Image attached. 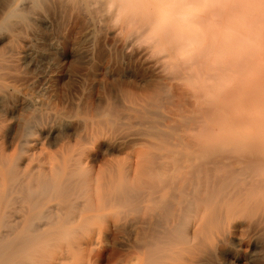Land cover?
Wrapping results in <instances>:
<instances>
[{"label":"bare ground","instance_id":"obj_1","mask_svg":"<svg viewBox=\"0 0 264 264\" xmlns=\"http://www.w3.org/2000/svg\"><path fill=\"white\" fill-rule=\"evenodd\" d=\"M18 1L9 0L3 8V13L6 16L25 20L26 17L20 11L30 3V0ZM39 1L43 2L31 0L35 3ZM251 1L252 5L256 4V6H252ZM62 2L89 11L97 17H102L100 13L106 8H114L117 14L122 15L147 14L156 30L164 34L165 42L167 44L169 42L167 50L175 55L173 58L175 62L171 63H175L176 68H172L182 75L181 78L188 81L190 89L183 88L178 93L176 102L173 101L172 105L175 102L176 106H174L177 107V111L172 112L175 116H165V119L164 113L154 110L155 113L161 114L162 122L167 121L162 123L166 129L158 127L157 124L154 127L152 124L154 130H150L147 134L156 137L158 142L150 140L151 142L143 143L133 149L134 152L128 155L130 160L124 162L121 167L119 162L114 164L109 162L107 163L109 167L105 171L97 172L92 167L83 166V153L74 152L75 148L68 145L63 148L58 158L45 157L42 161L33 163L31 152L37 141L23 135L14 137L21 146V154H8L0 148V264H212L215 259L220 260L219 264H224L221 260L228 254L226 252L228 248L234 249L235 264H241L240 261L242 264H264V151L261 149L264 136L260 134V130H264V98H260L264 96L262 93L264 89H257L259 84L264 82L262 79L264 72L261 73L263 76L256 72L264 71L262 63L264 55H261L263 59L256 56L258 53H264V48L262 49L261 46L262 52H260L257 46L258 43L259 46H264V42H261L264 41V37L258 35L264 26L261 27L262 24L258 26V23L251 24L247 19L254 10L249 9L261 7V1L62 0ZM258 9L253 13L257 14ZM156 10L158 13H155ZM238 11L251 13L248 16L241 13L247 17L245 19L242 16L241 19ZM236 13L239 19L236 18L238 21L234 22L230 19H233ZM31 19L36 20L35 17ZM240 20L243 24L248 20V25L247 22L245 25L247 27L252 25L254 33L249 30L251 27L248 28L249 31L245 25L242 27ZM231 22H234V26L238 24L237 26L246 30L240 28L239 30L238 27H234L236 30L231 29ZM12 25L13 22H10L7 27ZM257 29L259 32H256ZM247 31L252 33L248 35ZM240 32L246 33V37L242 34L244 36L242 40H240ZM263 32L264 30L260 34ZM3 38L10 41L12 36L7 34ZM233 38L237 43L234 44L236 41ZM255 39L260 40L257 42ZM239 41L242 43L240 44ZM243 42L245 44L249 42V49L257 52L256 55L251 52V59L247 56L250 55L248 52L250 50H247L248 47L244 46ZM252 42L256 45V49ZM239 44L244 46L243 49L246 48L244 52L247 51V55L241 52L243 49ZM234 45H238L241 49H237L238 46L236 48ZM50 48L53 51L56 49L54 45ZM234 51L239 55L241 53L242 56L245 55L250 63L254 61L256 63L257 60L258 64L261 63L263 70H259L256 63L257 66H253V71H250L251 74H255H253L254 78L258 77L262 80L258 82V86L257 82L249 83L255 79L250 80L248 77L250 81L247 82V78L243 80L244 76L249 74L242 76L244 70L247 72L248 69L249 72L255 64H248L244 59L248 68L244 67L246 62L239 67L238 65L241 66L244 60H239L238 54L236 55ZM51 53L39 52L38 63L50 62ZM183 53L185 56L186 53L189 54L188 56L192 54L195 57L193 59L197 61L192 62L191 59L189 60L191 62L186 63L187 57H177ZM232 55L237 58H233ZM242 56L239 58L242 59ZM179 58L185 64L183 61L181 64ZM257 68L258 70H255ZM228 70L234 71L230 73L231 71ZM235 72H239V75L234 74ZM228 74L229 77L232 74L233 78L231 79V75L229 79ZM3 75L0 72V99L6 91L2 81ZM234 75L238 76L234 77ZM195 76L197 79H194ZM239 76L243 77L242 82L248 83L249 91L251 85L257 86L256 90L254 88L255 91L251 89L254 97L251 99L256 102L251 100V104L254 103L255 106L258 104L261 107L257 110L258 114L250 115L252 111L249 106L254 105L249 104L251 94L247 95L248 100L244 101H249L248 106L247 103L240 104L239 97L243 93L245 99L247 93L244 94V87L241 93L237 84L234 87L231 82ZM258 79L256 78V81ZM237 80L240 82L241 79L237 78ZM189 82L193 83L190 85ZM244 86V91L247 92L246 83ZM262 86L264 87V83L260 87ZM169 95L171 94H163V92L162 95L158 94L156 103L153 102L154 105L159 107L164 104L165 109L169 108L165 106L168 99L172 103ZM237 95L240 102L237 101L238 98L236 99ZM117 101H115L116 106L120 108L121 103L118 104ZM103 102L105 104V101ZM149 103L150 101L148 105ZM26 104H31V101L27 100ZM242 104L250 109L243 108L244 114L247 111L251 112L245 114L247 117L240 109L243 107ZM257 107L253 106L255 109ZM92 108L94 110V107ZM113 110L118 114L119 109L117 113L116 107ZM121 110L119 114L124 116ZM154 111L151 113L154 114ZM114 113L111 116L106 112V116L96 120L95 128L93 126L87 136L98 138L103 132L101 126L109 133L119 130L123 124L121 120L125 122V119L123 117L121 119L119 114L114 116ZM153 121L161 123V120ZM248 121L253 134H250L249 125L246 131L255 139L246 147H241L239 144L241 135L236 132L232 135L230 128L249 124ZM18 122V129L24 132L30 125L36 123V117L22 116ZM90 122L88 120V123ZM69 123L70 121L66 119L58 120L55 125L56 130ZM217 125H219L218 130L214 127ZM89 128L91 130L90 126ZM257 129H260V132H256ZM238 130L244 132L243 129L238 128ZM134 131L136 133V130ZM108 134H104L106 143L109 140ZM84 137L87 141L88 137ZM147 139L145 138L146 141ZM96 224H102V229L97 235L94 233ZM123 232L135 233L133 240L135 243L133 242L132 248L127 249L126 252H121L122 247L117 249L115 246L118 234ZM124 244L128 243L124 242Z\"/></svg>","mask_w":264,"mask_h":264},{"label":"rangeland","instance_id":"obj_2","mask_svg":"<svg viewBox=\"0 0 264 264\" xmlns=\"http://www.w3.org/2000/svg\"><path fill=\"white\" fill-rule=\"evenodd\" d=\"M8 1L9 0H0V62H1L0 72L4 74L2 81L4 82L7 91L4 92V94L0 99V137H2V139H0V148H3L8 154H16V153L21 154L20 152L21 146L19 143H17V141H15L16 139L14 137H20L21 135H23V137L34 138L36 139L37 142L35 147L32 148L33 151L31 153H32V162L36 163L42 161L45 157L58 158L63 148H65V146L68 145L70 147L75 148L74 152L83 153L82 156L83 164H84L83 166L92 167L97 172H101L103 170L105 171L109 167L107 164L109 162H111L112 164L119 162V166L121 167L124 164V162L130 160V158L128 157L129 153L134 152L135 148H138L141 144L143 143L147 144L150 140L155 143L158 142V139L156 137L148 134L150 133V130L151 131L154 130V127H156L157 125L160 128L166 129V127H164V124L162 123H167V121L164 120L162 122L163 119L161 114L159 115L155 113V111L156 112L161 111L162 113H164L165 115L163 116V118H165V116L166 117L175 116V114L173 113L177 111L176 110L177 107L175 108L177 95L178 93H180V91L183 90V88L187 89V87H189L188 88L189 90L190 86L188 84V81H186L183 77L181 78L182 75L178 74L179 72L177 73V70L172 68V67L176 68L175 67L176 64L173 63L174 64L173 66V64L171 63L172 61L175 62V59H173L175 55H173L174 53L173 54L171 53L172 51L167 50V48L169 47L168 46L169 42L168 44L167 42H165L166 38L164 34L161 31L156 30L155 25L150 22L149 20L150 17L147 14L142 13V15H136V14L122 15V14H117V11L114 8H106L100 13L102 17L100 16L97 17L95 16V14L90 13L89 11H83L73 6H70L69 4L62 2V0H42L43 2L39 1L38 3L31 2L30 0V3L25 7H23L22 10L20 11V13L23 14L26 17V19L19 20L12 16H6L5 13H3V8L5 7ZM20 1L21 0H19L18 2ZM260 1L261 3L260 2L259 3L261 7L258 8H261V10L259 11V9L257 8L258 9L257 14L256 12L253 13L254 10L255 11L257 10L256 8L249 9L250 11L254 9L251 11L252 13L246 12L247 13L246 14L243 12L244 15L246 16H248L251 13V17L249 15L248 18L244 15H241L242 12L240 13L238 11L239 12V13L237 12L238 15L239 14L241 15L240 18L242 19V16L244 18L246 17L247 19H249V22L251 24L258 23V26L262 24L261 27H263L264 2L262 0ZM253 2L255 4V1ZM250 4L252 5V1L250 2ZM252 6H256V4ZM155 13H158V11L156 10ZM237 13L235 14L236 16L233 17V19L231 18L230 20H234V22L238 21L236 19L239 17L237 16ZM32 17H35L36 20L31 19ZM136 18L137 20H135ZM240 21L242 22V20ZM10 22H13V25L11 27H7L8 23ZM245 22H247L246 25H248V20L247 21L245 20ZM245 22L244 24L242 22V25L239 22L238 23L239 25L244 27L243 25H245ZM233 23L231 25L232 26L231 29H233L234 27H238V29L239 28L243 29L237 26L238 24L236 23H235L236 26H234ZM246 25L245 27H247ZM252 27H253L252 25H249L247 27V30L248 28H250L249 30H252V32L254 33L255 30H253ZM255 27H257V25H255ZM233 30H236V28H234ZM263 30L264 29H262L260 32H262ZM248 31L247 34L249 35L251 31L250 32ZM256 32H259L258 29ZM260 32L258 35H262L260 37H264L263 35L264 32L263 34L262 33L260 34ZM236 33L234 32V34ZM240 33H241L240 40H242V38L244 37L242 34L244 33L242 32ZM7 34L12 36V39L10 41L4 40L3 38L4 35ZM155 37L158 42L155 40ZM254 37L255 36H253V38ZM234 38L238 39V37H234ZM248 39H251V37L250 38L248 37ZM234 41H236V39H234ZM250 41L251 40H249V42ZM240 42L241 41H239V43ZM249 42L246 44L245 42H243L244 46L247 45L248 47L247 50L249 49L248 46ZM261 42L264 41L262 40ZM235 43H237V41L234 42V44ZM252 44L254 43L252 42ZM51 45L55 46L56 49L54 51L50 48ZM236 46L238 45H234V47ZM240 46H242L243 49L244 46L243 45ZM255 46L256 45L254 44L253 47ZM257 46L259 47L260 50H261L260 48L261 46L262 49L264 48L263 45L259 46V43L257 44ZM237 49L240 50L241 47L238 46ZM245 49H243V51L241 50V52H244ZM41 51L52 52L51 61L47 62V64L38 63V54ZM236 51L234 52L236 53ZM246 52H244V54ZM248 52H250V55H247V53L246 55L250 58L252 51L250 50ZM260 52H262V50ZM254 53L256 55L257 52ZM183 54H179L177 57L184 56L185 58L187 57L186 60L184 58L186 63L191 59L193 62L194 56L192 54H190V56H188L189 54L187 53L186 56L185 53ZM237 54L239 60L242 61L244 59L247 60V58L244 57L245 55L242 56L243 55L242 53L240 55L239 53H236V55ZM261 55H264V53L262 54L258 53L256 56L262 58ZM239 56H242V59H240ZM233 58H237V56ZM254 58L252 59V61L254 60ZM180 59L181 58H179V60ZM262 59L260 60L262 61ZM246 60H244L242 63L240 62L242 65L241 66L238 65V66L242 67L244 65L243 63L246 62L244 67L248 68V66L246 65L248 60L247 61ZM182 61L180 60V63L185 64V62L183 61L182 63ZM194 61L197 60L195 59ZM232 61H230V63ZM237 63L235 62L236 66ZM249 63L250 62L248 61V64ZM256 63L254 61L253 64L255 65H252V67L258 65V68H260L259 70H263L264 62H262L263 63L262 68L260 66L261 63L259 64L257 63V65ZM258 68L255 70H258ZM236 69L237 68H235V70ZM241 69L242 68H240V70ZM253 69L254 67L251 68L249 72L248 69L247 72H245L244 69H243L244 72H242L243 70L241 71L243 73L242 76L249 74L248 76H244V79L242 76H241L242 78L239 76L240 78L236 77L235 78L236 80L235 79H233V81L230 80L231 82H233L232 85L234 87L237 84L236 86L240 88L239 90L241 93L243 87H244L243 89L245 90L244 85L246 83L247 92L243 90V92H245L244 94L247 93L245 99L243 93L241 94V96L239 93H237L239 94L240 97L237 95L236 99L239 97L241 102L238 101L239 98L237 99V101L240 102V104L242 102L247 103V106L249 101L244 102L245 100H248L247 95L252 93L251 89L254 90V88L258 86V82L260 83L261 80V79L259 80L258 77H256L258 75H256L255 77L258 79L256 81V78H254L253 76L254 73L253 74L250 73V71H253ZM230 71L228 70V72L232 73V71L234 70H230ZM236 72L234 74L239 75V72L238 73ZM256 72L257 74L260 73L259 75H262L261 73H263L264 71H256ZM229 74H228V78L230 79L232 74L230 75V77ZM238 75H234V77ZM196 77L197 76H195L194 79ZM225 77L227 78V75ZM248 77L250 78V80L251 78L252 80L253 79L255 80L251 82ZM232 78L233 75L231 79ZM237 78L241 79L240 82L237 80ZM242 79L244 81L245 79L246 81L247 80L250 81L249 83L251 84L253 82H257V86L253 87L254 85H251L252 88L250 86L249 89L250 88L251 89L249 91L247 88L248 81L242 82L243 81ZM262 79L264 78L262 77ZM193 82H189L190 85ZM238 82L239 85L241 84L240 86L238 85ZM263 83L264 82L262 81V83L259 84V86L257 87L258 90L264 89L263 86H262L263 88L260 87L261 84L263 85ZM239 90L237 88V92H239ZM162 92L163 94H167V93L171 95L173 94L172 98L174 99H172L171 95H169L170 99L172 100L171 101L172 103H170L169 99L166 100L167 98H165L166 102L164 101L165 106L169 108L165 109L164 104L159 107H156L157 105L156 106L154 105L156 103L157 95L158 94L162 95ZM262 93L264 94V90L262 91ZM252 94L250 95V98L248 96V98L250 99L249 104H251V100L253 101V99L251 98H254L252 97ZM260 98H264V96L262 97L260 96ZM117 99L119 101H117ZM27 100H30L31 104H26ZM174 100H175L174 102L175 106L172 105ZM103 101H105V104ZM115 101H117V103L118 102L121 103L120 108L119 106H116ZM149 101H150L149 105L150 106L153 105V106L150 107L148 105ZM154 101L155 103H153ZM253 102L256 103L255 101ZM114 105L116 107L115 110L116 113L117 110L119 109L118 114L122 108L121 111L124 114V116H121L122 114L120 113L119 117H121V119L122 117L123 119H125V122L121 120L123 124L119 128V130L117 129L119 133L117 132V130H115L116 133L115 131L109 133L107 132V129H105V127L101 126L100 129L103 132L99 135L98 138L88 137L87 133L89 134L91 133L93 126L95 125L94 122L96 120L106 116L107 115L106 112L108 114H111V116L113 115L114 113L113 109L115 108ZM247 106L243 105V107L240 109L241 110H243V108L247 109L248 108ZM253 106L254 107L258 106V107L257 109H255L253 108ZM253 106L252 107L249 106L251 110L249 108L248 110L252 111V113L247 111L246 112L247 115L248 113L249 114L251 113L250 115H253L254 113L258 114L257 110H259V108L261 109V107H259L258 104L257 106H255V104ZM92 107H94V110ZM245 109L242 111V113L245 111ZM98 110L99 112H96ZM151 110L152 111L155 110L153 112L154 114L151 113L152 112ZM43 111H44V115H43ZM261 112L263 113V110H261ZM118 114L114 113V116L116 115L118 116ZM245 114L244 116L247 117V115ZM28 115L35 116L36 123H34V125L32 124V126L30 125L29 128L26 129L27 131L25 130L26 132L25 131L21 132L18 129L19 118ZM37 115H41V116H37ZM130 115L133 118L129 117ZM145 115H148V117H146ZM156 115L159 117V119L158 117H156ZM129 118L133 122L130 121ZM63 119L69 120L70 123L69 125H65L60 130L57 131L55 126L56 122L58 120H63ZM85 119L87 120V122ZM88 120L91 122L88 123ZM136 120L140 122H137ZM153 120H158V121L161 120V123L160 121L157 122ZM134 121H136V123ZM141 121L143 122V124ZM245 121H243V123ZM144 123L147 124L149 123V124L147 125ZM159 123L162 125H160ZM152 124H154V127ZM242 125L243 124H241V126ZM245 125H243L242 128L241 126L238 128L243 129V131L245 132L247 126L249 125L248 128L249 131L251 132L250 134H253V131L251 130L250 127V123ZM89 126L91 127V130H89L90 129ZM127 126L128 128H126ZM214 127L216 130L219 129V125ZM235 127L234 126L231 127L230 132H232L231 133L232 135L236 133H239V135H241L242 138H240L239 141L241 147H246L247 145L252 143L253 139H255L253 138V135L250 136L248 135L249 133L248 131L244 133L241 132V130L239 131L237 126ZM130 130L131 132L132 131L133 132L129 133ZM134 130H136V133H134L135 132ZM237 130L239 132H237ZM259 130L257 129L256 132H258ZM139 131H144L145 133L144 132L141 133ZM260 131H261L260 134H263L264 136V130L262 129ZM104 134H108L107 139L109 140L107 143L105 142L106 138H104ZM126 134L129 135L126 136ZM84 136L88 137L87 141ZM145 138L146 139L149 138V140L147 139L146 141ZM262 142L264 143V139H262ZM261 149L264 151V144L262 145ZM101 229H102V224H96L94 228L95 230L94 233L96 235L99 234L100 232L99 230ZM119 235L122 237H120ZM123 236L126 237L128 240H126V238H124ZM132 237L134 238L132 239ZM134 239H135V233H131V232L120 233L116 238L115 246L117 249L118 247H122L123 249L121 252H126L127 249L128 250L131 249L132 246L134 245L135 243V241H133ZM123 241L125 243H128L129 245L128 244L125 245ZM237 241L238 239L236 237L235 242L237 243ZM117 243H119V245ZM120 250L121 248H119V251ZM226 252L228 254H226L221 261H223L224 264H235L234 260L236 259L235 258L236 256L234 255V249L228 248L226 249ZM239 260H241V258ZM214 261L212 262V264L220 263L219 262L220 260L218 259H215ZM239 263L242 264L241 261Z\"/></svg>","mask_w":264,"mask_h":264}]
</instances>
